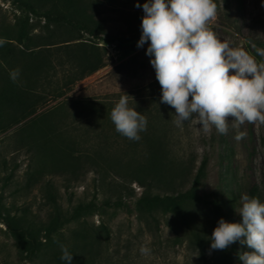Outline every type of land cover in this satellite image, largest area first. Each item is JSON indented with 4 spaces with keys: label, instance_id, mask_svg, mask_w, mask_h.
<instances>
[{
    "label": "rangeland",
    "instance_id": "1",
    "mask_svg": "<svg viewBox=\"0 0 264 264\" xmlns=\"http://www.w3.org/2000/svg\"><path fill=\"white\" fill-rule=\"evenodd\" d=\"M214 2L217 15L211 28L217 37L232 47L244 48L260 61L251 45L264 48V0ZM130 3L135 7L138 0ZM107 5L101 6V16L112 26L122 20V15ZM24 15L18 2L0 0L4 26H14ZM39 19L30 15L31 23ZM44 23L42 18L40 25ZM55 31L57 41L79 36L69 27ZM47 33L38 26L32 36ZM81 34L82 38L71 41L68 48L79 52L97 43L98 49L93 51L101 53L106 65L69 83L82 70L76 62H70L66 46H54L55 72L43 83L45 104L16 126L5 130L0 125V264H58L54 255H62L59 244L66 245L73 260L80 264H222V259L243 264L239 254L252 249L236 241L225 250H212L211 236L221 218L230 223L242 222L238 211L242 197H250L253 183L264 202V125L245 122L237 128L230 119L227 135L215 128L204 133L195 118L178 127L173 122L175 109L161 102V86L151 63L145 70H136L129 63L150 43L127 53V48H116L86 32ZM124 95H128L129 107L147 119V129L139 133V141L118 133L110 119L111 110ZM49 110L58 132L55 142L65 141L74 148L73 165L57 167L49 155L54 151H47L39 142L40 123L30 122ZM25 123L26 127L20 129ZM238 132L246 133L244 139H235ZM145 134L162 139L165 161L175 169L173 188L140 185L136 175L149 179L146 172L137 174L146 162L142 156ZM205 158L206 174L199 191H218L225 217L215 215L211 206L190 202L183 204L184 216L172 207L147 210L139 203L149 191L163 195L173 189L187 190ZM48 181L55 185L66 219L49 235L46 225L57 209L45 196ZM79 204H91L92 208L77 213L74 208ZM9 217H16L22 225L31 223L37 231L36 250L31 252L15 239L8 227ZM197 232L206 238L204 252L195 237ZM141 246L150 250L148 254H141Z\"/></svg>",
    "mask_w": 264,
    "mask_h": 264
},
{
    "label": "clouds",
    "instance_id": "2",
    "mask_svg": "<svg viewBox=\"0 0 264 264\" xmlns=\"http://www.w3.org/2000/svg\"><path fill=\"white\" fill-rule=\"evenodd\" d=\"M143 11L138 47L150 42L146 54L152 57L161 102L175 109L176 126L195 118L204 133L215 128L227 135L230 119L237 128L245 122L264 125V48L251 45L262 58L257 61L244 48L220 40L211 28L217 15L214 0H147ZM9 75L15 83L20 70ZM110 119L115 130L130 140L139 141V133L147 129L146 117L129 107L128 95L119 98ZM245 135L238 132L235 139ZM238 213L242 222L219 220L211 249L225 250L239 241L252 249L239 254L243 264H264V202L244 195ZM59 247L61 260L72 264L67 246ZM149 251L140 248L141 254Z\"/></svg>",
    "mask_w": 264,
    "mask_h": 264
},
{
    "label": "trees",
    "instance_id": "3",
    "mask_svg": "<svg viewBox=\"0 0 264 264\" xmlns=\"http://www.w3.org/2000/svg\"><path fill=\"white\" fill-rule=\"evenodd\" d=\"M14 1L19 3L20 8L26 12V15L19 17L14 26H4L0 21V125L3 124L5 130L24 122L37 113L42 104H45V97L42 93L43 83L49 78V75L52 76L55 72V57L52 50L54 46L58 44L66 46L70 62H76L82 70V73L78 77L69 80V83L82 80L106 65L101 53L93 51L98 47L97 43L91 45L92 50L84 48L77 52L68 48L72 44L71 41L82 38L81 33L86 32L92 38L103 40L107 44H114L116 48H127V53L137 51L140 48L138 47V41L142 35L143 4L147 0H138L140 7H131L130 2L133 0H90V2H87V0ZM107 4L112 6L115 12L122 15V20L112 26L108 25V21L101 16L104 12L101 6H108ZM31 14L40 18L38 23L30 22ZM42 18L45 19V23L40 25ZM38 26H41L48 33L42 36L37 35L38 37L34 38L32 33ZM54 26L55 29L61 27L76 29L79 36L57 41ZM148 43L150 42L144 45ZM148 46L137 51L131 57L129 63L133 64L137 68L136 70H145L150 66L151 60L146 54ZM121 66L118 65L117 67L120 68ZM14 69L20 70L19 78L15 83L9 75ZM52 110L31 118L30 122L31 124L40 123L38 129L42 135L39 142L44 147L46 146L47 151L50 148L54 151L49 155L56 160L57 167L64 168L73 163L74 148L65 141L55 142L58 135L56 133L58 132L53 127V122H51L50 112ZM27 123L22 124L20 129H24ZM143 144L145 149L142 156L146 162L140 165L137 174L146 172L145 176H148L149 179L146 180L145 177L143 179L140 175H136L140 185H149L152 188V186L163 184L173 188L175 182L172 173L175 172V169L165 161L166 153L162 147V139L145 134L143 135ZM206 166L207 159L205 158L198 167L192 184L187 190L176 191L173 189L171 193L163 195L149 191L139 199V203L147 210L154 207L163 209L172 207L178 211L180 216H184L183 204L190 202L211 206L215 215L225 217L219 192L213 191L209 194H202L199 191L206 174ZM74 174L76 173L74 172ZM167 174H169V177ZM146 181L148 184H146ZM45 196L47 201L57 209V214L46 225V231L49 235L59 229L66 219L60 210L56 188L52 182L45 183ZM250 198H259L261 201L258 195V187L254 183L250 187ZM91 208V204H79L74 208V211L79 213L82 210ZM0 218H2L1 210ZM7 222L12 235L22 246L28 248L31 252L37 249V231L30 227L31 223L22 225L16 217H9ZM199 232L195 233V237L201 252H204L206 238ZM61 256L58 253L54 255L57 263L67 264L66 261L61 260ZM221 262L222 264H233L225 259H222ZM72 264H80V262L73 260Z\"/></svg>",
    "mask_w": 264,
    "mask_h": 264
}]
</instances>
